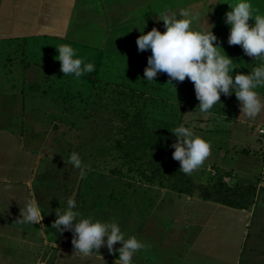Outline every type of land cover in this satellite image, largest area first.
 <instances>
[{"label": "rangeland", "instance_id": "obj_1", "mask_svg": "<svg viewBox=\"0 0 264 264\" xmlns=\"http://www.w3.org/2000/svg\"><path fill=\"white\" fill-rule=\"evenodd\" d=\"M78 14L93 15L84 11ZM94 15V28L88 33L84 29V36L93 33V53L84 62L93 61L94 69L80 77L64 76L60 61L55 59L58 55L55 47L65 44L64 40L31 37L0 41V55L14 58L23 66L28 64L27 68L32 71L29 80L23 83L21 94L31 103H40L33 105L32 110L35 113V107L40 113L42 110L48 122L45 143L51 150L46 151L52 152L51 157L58 164L72 170L70 178L76 179L73 183L77 185L79 198L104 201L110 212L120 207L128 218H133L135 213L153 212L149 223L159 227L172 217L169 214L183 213L186 209L181 206L185 194L169 189L176 174L182 172L180 162L172 156L174 149L166 148V143L159 140L158 131L163 130L166 123L192 127L194 133L211 141V150L205 161L187 174L197 185L190 195L211 200L232 195L211 186L215 179L214 160L218 155L214 149L225 150L222 152L226 166L231 165L235 170L225 178L228 186L238 187L240 199L259 201L247 205L253 214L243 247L246 260L240 264H264V109L254 117L241 113L240 102L230 88L229 94L220 95L219 103L208 112H201L193 82L187 77L184 81L172 80L175 89L168 83L166 73H158L154 82L144 80V68L151 52L138 50L136 38L140 35L138 29L145 26V32L151 30L148 21L144 20L140 28L127 30V43L123 46L117 42L120 39L121 43L117 29L102 25L101 13ZM114 19H117L116 14ZM226 27L224 15L213 29L216 43L223 49ZM107 30H110V46L104 42L103 34ZM82 38L77 40L82 41ZM40 47L47 56L39 63ZM256 90L264 103V85ZM73 152L78 154L80 166L70 162ZM192 202L194 205H188L189 210L209 212L212 216H202L210 219L206 221L205 234L200 233L198 237L199 243L209 244L205 236L214 232L215 237L212 235L211 239L227 246L224 242L236 233L234 239L238 247L242 245L248 220L246 212L222 209L226 211L222 220L214 214L213 204ZM79 205L84 206L83 202ZM214 229L224 231L218 233ZM228 248L235 251L233 247Z\"/></svg>", "mask_w": 264, "mask_h": 264}, {"label": "crops", "instance_id": "obj_2", "mask_svg": "<svg viewBox=\"0 0 264 264\" xmlns=\"http://www.w3.org/2000/svg\"><path fill=\"white\" fill-rule=\"evenodd\" d=\"M236 2L237 0H0V41L53 37L70 44L76 49L78 56L87 60L89 54L93 53V33L90 31L89 37L84 36V29L88 33L94 28V13H101L100 21L102 25H107L106 28L117 29L118 36L121 35V43L120 39L117 42L124 46L129 34L127 30L140 28L144 20L149 22L151 28L164 29L163 21L158 20L161 14L179 13L180 9H188L192 13V26L196 30H209L208 23L213 25V31L216 22H220L226 11L230 10L229 4ZM251 3L253 15H264V0H251ZM82 11L93 15L80 16L78 13ZM115 14L117 19H114ZM248 22L253 24L254 20L250 18ZM225 30L223 50L234 60L233 75L236 72H251L259 61L246 55L240 45H229L228 25ZM103 36L106 38L104 42L110 46V30L105 31ZM79 37L84 38L78 41ZM28 45L29 43L27 47ZM46 54L40 47L37 52L39 63L46 60ZM90 63L93 64V61ZM27 67L28 64L23 66L14 58L0 55V264H118L116 259L121 242H115L111 252L106 244L89 255L75 250L72 243L76 236L74 224L81 216H77L68 227L53 226L57 219V209L62 214L67 208L68 198L75 200L73 210L79 211L83 217L91 216L92 220L101 222L115 219L125 233V238L135 235L144 242L145 247L133 255V264H240L253 214L247 208L185 194L181 206L186 210L183 213L169 214L172 217L168 222L156 227L149 223L154 216L153 212L135 213L133 218H128L123 210H119L120 207L117 211L110 212L104 201L79 198L77 185L73 183L75 177L70 178L72 170L58 164L51 157L52 152L46 151L51 150L45 143L48 136L45 127L48 122L43 118L45 115L42 110V114L37 107V114L32 110L33 105L40 103H31V100L24 99L21 94L23 83L29 80L32 72ZM222 151L225 152L214 149L218 154L214 160L216 166L235 172L231 165L226 166ZM175 200L176 198L170 202L174 203ZM192 201L213 204L214 214L222 220L226 215V211H221L222 209L246 212L248 220L244 226L242 245L238 247L234 239L236 233L224 242L227 246L211 239L212 235L215 237L214 232L205 236L209 244L199 243L198 237L205 232L206 221L212 216H209V212L189 210L188 205H194ZM30 202H37L42 210L39 222H26L22 219L21 209ZM82 202L84 206L81 207L79 204L82 205ZM205 214L210 218L203 219ZM234 224L236 229V223ZM214 230L218 233L224 231ZM106 239V236L103 237V240ZM228 247L235 248V251H230Z\"/></svg>", "mask_w": 264, "mask_h": 264}, {"label": "clouds", "instance_id": "obj_3", "mask_svg": "<svg viewBox=\"0 0 264 264\" xmlns=\"http://www.w3.org/2000/svg\"><path fill=\"white\" fill-rule=\"evenodd\" d=\"M230 10L225 13V23L229 26L227 42L229 45H240L244 53L255 57L258 66L251 72H236L234 60L229 57L213 33V25L209 30H196L193 24V15L188 9L177 12L162 13L158 20L163 21L164 31L156 27L145 32L144 28L136 38L138 50H150L147 66L144 68V80L154 82L158 73H166L169 84L172 80L184 81L187 77L193 82L198 107L201 112H208L214 104L219 103L220 95L229 94L230 88L241 105V113L254 117L264 109V103L259 98L257 88L264 85V15H253L251 0H237L229 4ZM254 20L249 24V19ZM58 55L55 59L60 61V70L64 76L72 74L80 77L85 72H91L94 65L84 62L76 54L70 44H59L56 47ZM175 89V87H174ZM176 94V90H175ZM175 136L172 144V156L180 162L179 170L191 174L209 156L211 141L197 135L192 127L180 124L171 130ZM70 162L76 166L81 165L77 153L70 155ZM83 174V172H82ZM67 208L60 214L57 209V219L53 226L72 225L77 216H81L74 224L76 236L72 243L75 250L89 255L106 244L109 251L115 242H121L118 249V264H133L132 257L145 247L142 240L135 235L125 238L119 223L115 219L108 222L92 220L91 216L83 217L79 211H74L75 200L67 199ZM22 219L26 222H39L42 210L37 202H30L21 209ZM107 237L106 241L103 237Z\"/></svg>", "mask_w": 264, "mask_h": 264}, {"label": "trees", "instance_id": "obj_4", "mask_svg": "<svg viewBox=\"0 0 264 264\" xmlns=\"http://www.w3.org/2000/svg\"><path fill=\"white\" fill-rule=\"evenodd\" d=\"M222 45L224 47V43ZM175 127H177V126L172 125L170 123H166V125H164L163 130L158 131V135L160 137L159 140L165 142L167 145L166 148H168L170 150L174 149L172 147V144L174 143L176 138H175L174 134L171 132V130L174 129ZM214 168H215V173H214L215 179L211 183V186L214 189H216L218 192L228 191V192L232 193V195L231 194H229V196L226 195L227 197H223L222 199L221 198H214V200L219 201L225 205H229V206H233V207H239V208H247V205H250V203L258 204V202H259L258 199L256 202L254 200H252L253 201L252 202L251 199L247 200V201H245L244 198L240 199L241 193L238 191V189H237L238 187L231 188L228 186L227 182L225 181V178L227 176L230 177V174H232L231 173L232 171L222 169L216 165L214 166ZM196 187H197L196 183L192 180V178L190 176H188L184 172H178L176 174V178L174 180H172L170 185H169V189L177 192L178 194H191L193 189ZM252 195H253V193L251 194V196ZM247 236H248V234H247ZM245 260L246 259L243 257V253H242L240 262H244Z\"/></svg>", "mask_w": 264, "mask_h": 264}, {"label": "built area", "instance_id": "obj_5", "mask_svg": "<svg viewBox=\"0 0 264 264\" xmlns=\"http://www.w3.org/2000/svg\"><path fill=\"white\" fill-rule=\"evenodd\" d=\"M262 132H264V130H262Z\"/></svg>", "mask_w": 264, "mask_h": 264}]
</instances>
